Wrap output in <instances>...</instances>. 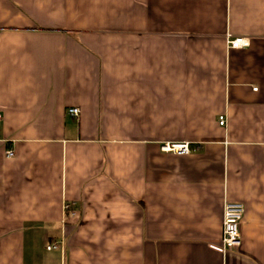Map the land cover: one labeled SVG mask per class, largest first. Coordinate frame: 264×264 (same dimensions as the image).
<instances>
[{
	"label": "crops",
	"instance_id": "obj_1",
	"mask_svg": "<svg viewBox=\"0 0 264 264\" xmlns=\"http://www.w3.org/2000/svg\"><path fill=\"white\" fill-rule=\"evenodd\" d=\"M0 115V264H264V0H0Z\"/></svg>",
	"mask_w": 264,
	"mask_h": 264
},
{
	"label": "built area",
	"instance_id": "obj_2",
	"mask_svg": "<svg viewBox=\"0 0 264 264\" xmlns=\"http://www.w3.org/2000/svg\"><path fill=\"white\" fill-rule=\"evenodd\" d=\"M229 47L231 48H240L248 45V40L245 37H234L228 38L227 40ZM68 113L77 116L79 113V108L71 107L68 109ZM1 121V115H0ZM219 123L224 124V117L221 115L219 117ZM162 149L165 151H171L177 154H188L190 153V147L187 142H171L164 143ZM7 156H13V150L6 151ZM71 204L66 202L64 203V210L71 208ZM245 205L240 200H228L224 201L223 205V219H222V249L229 250L239 247L240 245V233L239 226L243 218ZM75 211L72 210L70 214L75 215ZM58 245L55 243H50L47 245V249L55 248Z\"/></svg>",
	"mask_w": 264,
	"mask_h": 264
}]
</instances>
